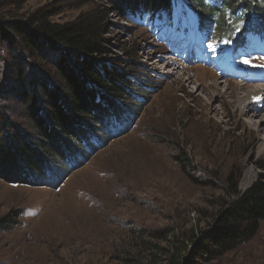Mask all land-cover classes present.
I'll list each match as a JSON object with an SVG mask.
<instances>
[{
	"label": "rangeland",
	"instance_id": "rangeland-1",
	"mask_svg": "<svg viewBox=\"0 0 264 264\" xmlns=\"http://www.w3.org/2000/svg\"><path fill=\"white\" fill-rule=\"evenodd\" d=\"M0 9L8 21L41 9L54 23H95L107 54L94 59L115 72L135 62L144 85L132 128L82 168L66 178V165L58 179L47 173L42 186L0 180V219L19 216L0 231V264H128L126 251L145 264L144 244L168 247L145 232L187 238L208 229L235 193L264 176V122L255 117L264 100L240 107L262 87L243 79L264 76V51L247 59L253 70L238 72L220 52L226 41L216 31L201 38L193 13L184 20L178 6L154 35L121 19L108 0H0ZM227 70L225 80L219 72ZM214 264H264V222Z\"/></svg>",
	"mask_w": 264,
	"mask_h": 264
},
{
	"label": "trees",
	"instance_id": "trees-1",
	"mask_svg": "<svg viewBox=\"0 0 264 264\" xmlns=\"http://www.w3.org/2000/svg\"><path fill=\"white\" fill-rule=\"evenodd\" d=\"M108 1L121 19L153 35L177 6L184 20L193 13L203 38L211 40L216 31L243 71L254 68L244 63L252 49L264 48V0ZM2 15L0 9V180L42 186L47 173L58 179L66 165V178L125 135L134 125V104L142 99L137 91L144 85L135 62L115 72L94 59L107 54L95 23H54L52 12L41 9L21 22ZM182 168L186 171L183 163ZM235 194L199 233L182 238L145 232L168 244L161 249L144 244L150 254L145 264H214L252 241L264 222V176ZM16 218H1L0 231L12 230ZM126 252L128 264H144Z\"/></svg>",
	"mask_w": 264,
	"mask_h": 264
},
{
	"label": "bare ground",
	"instance_id": "bare-ground-1",
	"mask_svg": "<svg viewBox=\"0 0 264 264\" xmlns=\"http://www.w3.org/2000/svg\"><path fill=\"white\" fill-rule=\"evenodd\" d=\"M192 57H193V55H192ZM219 75L223 76L225 78V80H228L231 73L227 70L224 73L219 72ZM180 77L182 78L181 75H180ZM243 81H244L245 85H247V81H250V83L253 86H261L262 85V87H257L253 91L249 92V94H247V96L243 97V100H242L243 104L241 103L242 105L240 107H242V106L245 107L247 102H248V105H250V106L256 105L255 104L256 101H259V103H263V100H264V88H263L264 87V84H263L264 78L260 77V78H253L250 80L248 78H244ZM247 86H250V85H247ZM252 96H253V98H252ZM249 99H251V100H249ZM245 109H246V107H245ZM252 111H253V109H252ZM261 111L258 112V114H256L255 117H260L261 122L263 123L264 122V113L263 112L261 113ZM243 113H245V111H243Z\"/></svg>",
	"mask_w": 264,
	"mask_h": 264
},
{
	"label": "snow or ice",
	"instance_id": "snow-or-ice-1",
	"mask_svg": "<svg viewBox=\"0 0 264 264\" xmlns=\"http://www.w3.org/2000/svg\"><path fill=\"white\" fill-rule=\"evenodd\" d=\"M244 63H248V61H244Z\"/></svg>",
	"mask_w": 264,
	"mask_h": 264
}]
</instances>
